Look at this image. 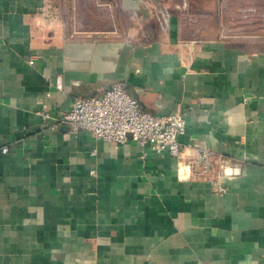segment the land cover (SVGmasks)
I'll return each mask as SVG.
<instances>
[{"label": "crops", "instance_id": "obj_1", "mask_svg": "<svg viewBox=\"0 0 264 264\" xmlns=\"http://www.w3.org/2000/svg\"><path fill=\"white\" fill-rule=\"evenodd\" d=\"M194 2L0 0V264H264V17L220 33ZM118 82L238 173L179 179L168 153L55 121Z\"/></svg>", "mask_w": 264, "mask_h": 264}, {"label": "built area", "instance_id": "obj_2", "mask_svg": "<svg viewBox=\"0 0 264 264\" xmlns=\"http://www.w3.org/2000/svg\"><path fill=\"white\" fill-rule=\"evenodd\" d=\"M32 63L30 60L29 64ZM55 87L62 89L60 78L56 79ZM55 121L64 125L68 134L84 132L96 140L113 144L131 140L143 153L146 150L168 153L177 161L179 179H209L218 184L238 173L230 159L215 155L210 149L198 148L190 157L189 150L181 148L178 141L186 129L183 113L159 116L143 111L122 82L114 83L101 96L75 98L70 108ZM6 152L3 148L2 153Z\"/></svg>", "mask_w": 264, "mask_h": 264}, {"label": "rangeland", "instance_id": "obj_3", "mask_svg": "<svg viewBox=\"0 0 264 264\" xmlns=\"http://www.w3.org/2000/svg\"><path fill=\"white\" fill-rule=\"evenodd\" d=\"M194 4H196L198 9H200L199 12H206L208 14L212 13V11L213 13L214 11L216 12L218 15V19L216 21L218 22L220 33H222V31L226 28L225 21L228 18V11L231 13L235 12L236 15L242 16V12H248L249 10H254L255 8L256 10L259 9L264 17V0H196ZM215 17L213 16V18ZM250 19L251 20L248 21L255 22L256 20L252 17H250ZM259 35L264 37V29L260 34L257 33L255 36Z\"/></svg>", "mask_w": 264, "mask_h": 264}, {"label": "water", "instance_id": "obj_4", "mask_svg": "<svg viewBox=\"0 0 264 264\" xmlns=\"http://www.w3.org/2000/svg\"><path fill=\"white\" fill-rule=\"evenodd\" d=\"M125 1H128V0H125Z\"/></svg>", "mask_w": 264, "mask_h": 264}, {"label": "bare ground", "instance_id": "obj_5", "mask_svg": "<svg viewBox=\"0 0 264 264\" xmlns=\"http://www.w3.org/2000/svg\"><path fill=\"white\" fill-rule=\"evenodd\" d=\"M262 10V9H261Z\"/></svg>", "mask_w": 264, "mask_h": 264}]
</instances>
